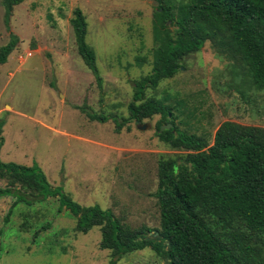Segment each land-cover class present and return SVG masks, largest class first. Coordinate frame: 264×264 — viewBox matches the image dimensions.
Here are the masks:
<instances>
[{
	"label": "rangeland",
	"instance_id": "rangeland-1",
	"mask_svg": "<svg viewBox=\"0 0 264 264\" xmlns=\"http://www.w3.org/2000/svg\"><path fill=\"white\" fill-rule=\"evenodd\" d=\"M156 5L154 0H24L13 7L7 24L0 0V47L11 33L18 38L0 64V160L38 166L50 184L81 205H99L123 223L151 229L160 228L154 194L159 157L186 152L158 139V114L139 122L149 125L145 130L135 119L122 122L129 115L133 80L152 68ZM75 7L86 16V41L95 51L101 86L77 51L70 24ZM181 62L173 77L145 93L179 107V127L210 142L225 120L264 127V91L241 95L238 89L245 86L233 75V70L242 75L241 63L209 41ZM91 114L107 119H90ZM23 180L0 174V187L36 194L35 183ZM13 200L0 197V264H111V250L98 245L99 227L76 230L75 217L65 208L58 211L56 196L19 202L6 221ZM114 264L166 262L146 247Z\"/></svg>",
	"mask_w": 264,
	"mask_h": 264
},
{
	"label": "trees",
	"instance_id": "trees-1",
	"mask_svg": "<svg viewBox=\"0 0 264 264\" xmlns=\"http://www.w3.org/2000/svg\"><path fill=\"white\" fill-rule=\"evenodd\" d=\"M23 1L2 0L7 24L13 7ZM154 1L156 47L152 68L133 80L129 115L122 122H141L158 114V139L186 151L176 157H159L154 194L159 204L160 228L132 227L110 209L74 201L61 186L50 184L38 166L0 160V174L19 175L23 181L34 182L36 190V194H29L16 187H0V197L14 198L5 220L19 202L29 204L56 196L58 211L65 208L75 217L76 230L87 233L99 227L98 245L111 250V264L146 247L166 264H264V127L225 120L210 142L177 125L179 115L175 109L179 107L167 103V98L145 96L146 90L156 88L160 80L173 77L181 61L200 50L206 41L241 63L242 75L232 72L240 76V86H245L238 89L242 96L247 90L264 91V0ZM72 13L70 24L77 51L101 86L95 51L86 41V16L79 7ZM17 43V36L11 33L10 40L0 47V64ZM89 117L107 119L95 114ZM167 123L172 124L170 128L157 132L160 125ZM121 126L119 122L116 129ZM1 132L0 124V147Z\"/></svg>",
	"mask_w": 264,
	"mask_h": 264
},
{
	"label": "water",
	"instance_id": "water-1",
	"mask_svg": "<svg viewBox=\"0 0 264 264\" xmlns=\"http://www.w3.org/2000/svg\"><path fill=\"white\" fill-rule=\"evenodd\" d=\"M136 124H137V128L140 130H145L147 128H149V125L147 123H139L138 120H135ZM171 123H167V124H163L160 126V128L158 129V132L160 133L163 129H168L171 127Z\"/></svg>",
	"mask_w": 264,
	"mask_h": 264
},
{
	"label": "built area",
	"instance_id": "built-area-1",
	"mask_svg": "<svg viewBox=\"0 0 264 264\" xmlns=\"http://www.w3.org/2000/svg\"><path fill=\"white\" fill-rule=\"evenodd\" d=\"M27 55H31V52H28Z\"/></svg>",
	"mask_w": 264,
	"mask_h": 264
}]
</instances>
